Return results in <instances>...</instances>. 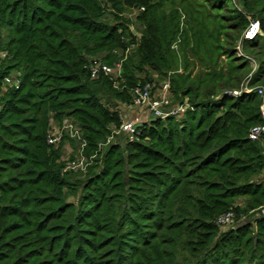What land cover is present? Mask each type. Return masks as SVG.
<instances>
[{"label": "trees", "instance_id": "16d2710c", "mask_svg": "<svg viewBox=\"0 0 264 264\" xmlns=\"http://www.w3.org/2000/svg\"><path fill=\"white\" fill-rule=\"evenodd\" d=\"M0 52V264H264L261 99L225 94L264 87V0H0ZM94 61L121 72L93 79ZM160 81L193 110L107 144ZM66 118L85 174L63 159L74 140L49 143Z\"/></svg>", "mask_w": 264, "mask_h": 264}, {"label": "built area", "instance_id": "2783aa9c", "mask_svg": "<svg viewBox=\"0 0 264 264\" xmlns=\"http://www.w3.org/2000/svg\"><path fill=\"white\" fill-rule=\"evenodd\" d=\"M250 19V25L247 30L243 34V39L245 40H254L258 35H261V28L260 23L258 20ZM240 44V43H239ZM238 51L240 55H243L241 51V45H238ZM6 56L3 53L2 58L0 61L4 59ZM247 57V56H246ZM248 58V57H247ZM251 64L254 66V69L257 67V63L253 58H249ZM121 72V65L118 64L116 68L109 67L103 64L100 61H94L91 69V76L93 79H97L100 74H105L107 76H118ZM248 80H246L240 90H233V91H226V95H231L232 97H240L243 94L250 93L252 91H256L257 95L261 99L260 103V112L262 117V123L256 126H253L249 132V139L254 143H259L264 148V87L259 85L255 88H250L248 86ZM20 80L17 76H8L5 78V87L10 88H19ZM151 83L147 84L144 88H136L133 90V103L131 104L132 107H140V106H149L153 118L155 119H166L168 117H175L180 118L184 116V114L188 110H193V107L188 103L185 102L184 104L180 105H173L171 103V95L169 93L170 83L169 81H165L161 84L160 91H163L164 95L161 101L153 100L152 98V87ZM142 122H139L137 119L133 121H126L122 116V124L121 127L115 130L112 136L107 140V144L113 142L114 138L119 136L128 137L130 141L135 139L136 134L138 133V127L142 125ZM63 131L64 134L69 136L70 138H78L81 139V129L73 122L71 119H64L63 121ZM63 134V135H64ZM63 135L60 130H55V132H51L49 143L50 144H59L63 139ZM85 144L83 143V146ZM83 165V164H82ZM81 164H73L72 168H82ZM261 212L264 214V206L260 208ZM217 225L222 228L226 229L231 227L235 223V213L230 211L226 214L221 215L217 221Z\"/></svg>", "mask_w": 264, "mask_h": 264}, {"label": "rangeland", "instance_id": "374dc122", "mask_svg": "<svg viewBox=\"0 0 264 264\" xmlns=\"http://www.w3.org/2000/svg\"><path fill=\"white\" fill-rule=\"evenodd\" d=\"M135 15H136L135 13H131V14L128 13L127 14V16L129 18H131V19H134ZM135 28H136V25H132L130 27V29L132 31ZM134 34L138 35V37H140V34H138L137 32L134 33ZM133 51H134L133 48H131V50L128 51V54H130V55L132 54L133 55ZM2 55H3V53L0 52V58H2ZM153 75H154V79H156V81H157L158 80L157 76L154 73H153ZM162 82L163 81H160L159 82L160 84H157L156 82H154V83L152 82L151 83L153 100H158V101L162 100V98H163L162 95H164V93H163V91L159 92V89H161V83ZM118 109L121 110V112L124 115V119L126 121H133L134 122L137 119L139 122L145 123L146 121H148L151 118H153V114H152L149 106L132 107L131 105H128V106H119ZM52 129H53V132H55V130H60L62 135L64 134L63 126L58 125L54 121L52 122ZM63 137L70 138L69 136H67L65 134L63 135ZM70 139L74 140V142H70V141H65L64 142L65 152H64L63 159L67 160V161L75 160L78 163L80 162L81 165L83 164L82 168H80L81 169L80 171L85 174L87 172V166H89L90 163L86 159H83L82 156H81V150L83 149V144L81 145V143L83 141V136L81 134V139H78V138H75V139L70 138ZM76 170H78V169H76ZM238 204L244 207L245 206V201L244 200H239ZM238 223H243V221H239Z\"/></svg>", "mask_w": 264, "mask_h": 264}, {"label": "crops", "instance_id": "0c3cea01", "mask_svg": "<svg viewBox=\"0 0 264 264\" xmlns=\"http://www.w3.org/2000/svg\"><path fill=\"white\" fill-rule=\"evenodd\" d=\"M122 116L124 117L123 113H122Z\"/></svg>", "mask_w": 264, "mask_h": 264}, {"label": "water", "instance_id": "95a60500", "mask_svg": "<svg viewBox=\"0 0 264 264\" xmlns=\"http://www.w3.org/2000/svg\"><path fill=\"white\" fill-rule=\"evenodd\" d=\"M134 33H136V32L134 31Z\"/></svg>", "mask_w": 264, "mask_h": 264}]
</instances>
